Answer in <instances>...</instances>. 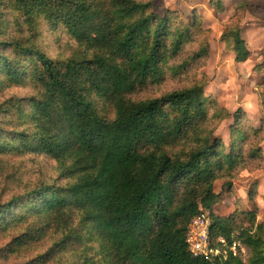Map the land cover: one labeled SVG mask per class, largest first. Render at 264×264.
Wrapping results in <instances>:
<instances>
[{"label": "trees", "instance_id": "obj_1", "mask_svg": "<svg viewBox=\"0 0 264 264\" xmlns=\"http://www.w3.org/2000/svg\"><path fill=\"white\" fill-rule=\"evenodd\" d=\"M218 1L212 0L213 8L221 12ZM0 6L18 12L31 31L40 16L52 27L62 24L83 48L71 57L51 58L18 40H0V46L16 51L12 60L0 55L6 81L29 76L37 90L0 105V115L7 118L13 111L15 127H24L15 133L17 150L47 155L68 179L62 185L40 183L0 202V227L33 220L31 230L14 239L11 252L54 232V250L62 254L74 256L93 240L98 244L99 260L81 254L66 264H210L193 257L185 243L187 225L201 205L210 212L213 240L230 241L238 232L236 238L250 251L248 263L264 264L262 236L251 228L236 230L231 218L212 210L218 200L213 184L236 163L234 146L226 155L217 150V140L197 142L183 155L168 150L202 129L203 87L138 102L130 97L160 77L168 53L179 51L184 31H169V12L162 18L142 16L150 3L137 0H0ZM225 37L235 61H245L249 52L239 30L227 28ZM22 58L30 60L27 65ZM97 103L107 104L113 117L100 116ZM8 147L1 143L0 154ZM216 264L242 263L230 257Z\"/></svg>", "mask_w": 264, "mask_h": 264}, {"label": "rangeland", "instance_id": "obj_2", "mask_svg": "<svg viewBox=\"0 0 264 264\" xmlns=\"http://www.w3.org/2000/svg\"><path fill=\"white\" fill-rule=\"evenodd\" d=\"M137 2L150 3V8L142 16L151 14L162 18L169 12L173 18L168 24L169 31L177 27L184 32L179 51L175 55L168 53V59L160 65V77L139 87L130 95L131 99L145 101L194 85L203 87L207 116L202 119V129L190 132L188 137L186 135L168 150L171 154L183 155L197 142L204 144L217 140L220 144L217 150L226 155L233 145L236 163L219 172V178L213 184L218 200L212 210L217 217L231 218L234 226L239 228L236 230L251 228L252 233L257 232L264 241V0H220L217 6H222L221 12L213 8L212 0ZM15 13L0 6V40H18L51 58H67L83 50L62 24L52 27L40 16L35 30L31 31L22 24L21 15ZM17 15L20 16L18 21L13 19ZM230 27L239 30L249 52L243 62L235 61L231 40L224 38ZM156 30L153 23L150 31L153 34ZM170 43L167 41L168 46ZM0 55L12 60L16 51L7 45L0 46ZM29 61L28 58L20 59L22 65ZM6 75V71H0V105L37 92L29 76L11 82L6 81ZM4 78L5 81L1 82ZM97 112L106 119L113 117L112 109L104 103H97ZM4 117L5 114L0 115V121L6 120L1 125L0 144L3 143V148H9V145L12 148L0 154V202L7 203L26 194L30 189L38 188L40 183L64 184L68 179L60 176L55 160L45 154L17 150L20 141L15 133L24 127H15L13 111ZM199 208L202 209L201 205ZM32 224L33 220L24 219L0 227V264H66L81 254L97 255L99 260L95 240L74 256L68 252H56L53 244L57 235L54 232L41 234L11 252L14 239L30 231ZM80 235L85 236V231ZM236 236L238 232H233L232 239L238 240ZM241 245L245 254L238 260L249 264L250 251Z\"/></svg>", "mask_w": 264, "mask_h": 264}, {"label": "built area", "instance_id": "obj_3", "mask_svg": "<svg viewBox=\"0 0 264 264\" xmlns=\"http://www.w3.org/2000/svg\"><path fill=\"white\" fill-rule=\"evenodd\" d=\"M211 225L210 212L202 209L189 221L185 232V243L193 257L216 264L218 260H227L230 257L238 259L245 254V248L238 240L228 241L223 237L213 240Z\"/></svg>", "mask_w": 264, "mask_h": 264}]
</instances>
